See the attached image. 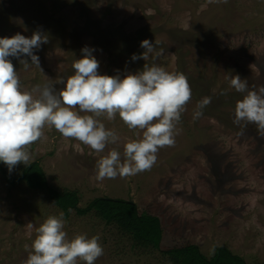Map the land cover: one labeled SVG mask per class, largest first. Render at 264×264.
I'll list each match as a JSON object with an SVG mask.
<instances>
[{
  "label": "rangeland",
  "instance_id": "obj_1",
  "mask_svg": "<svg viewBox=\"0 0 264 264\" xmlns=\"http://www.w3.org/2000/svg\"><path fill=\"white\" fill-rule=\"evenodd\" d=\"M38 30L48 38L34 53L42 72L9 58L21 91L67 79L74 74L73 61L82 58L81 49L89 47L95 49L100 75L123 78L144 64L157 65L183 73L192 93L175 145L160 149L150 170L130 177L95 178L100 158L115 149L123 159L124 145L140 138L118 115L111 121L98 118L118 137L102 153L46 127L28 151L48 185L76 192L79 208L98 197L132 201L140 212L159 218L161 250L194 244L210 257L213 247H226L246 264H264V134L253 124L242 129L233 123L235 104L244 94L228 79L239 75L249 90L264 87V0H0V38L31 37ZM144 40L154 50L147 60L132 61L133 54L145 51ZM204 97L211 103L194 121ZM0 165L12 175L25 166L9 171ZM60 212L46 191L9 187L0 175V264H24L35 228ZM64 220L69 239L100 238L104 254L95 264H168L157 250L132 247L94 212L72 211Z\"/></svg>",
  "mask_w": 264,
  "mask_h": 264
},
{
  "label": "clouds",
  "instance_id": "obj_2",
  "mask_svg": "<svg viewBox=\"0 0 264 264\" xmlns=\"http://www.w3.org/2000/svg\"><path fill=\"white\" fill-rule=\"evenodd\" d=\"M46 43L47 36L39 30L31 37L17 33L11 38H0V162L9 171L18 164L30 165L28 148L44 136L46 127L102 153L118 137L106 129L99 117L111 121L118 115L129 130H137L140 138L124 145L123 159L115 149L100 158L96 164L97 181L148 171L156 163L160 149L175 145V137L182 131L178 128L181 115L192 96L183 73L144 64L143 70L124 73L123 78L119 73L100 75L99 61L92 55L95 49L84 47L82 58L72 63L73 75L67 79L59 77L55 82L49 79L42 87L36 85L31 91H21L19 76L9 58L18 60L24 69L35 66L42 72L39 56L34 53ZM140 46L145 51L133 54L132 61H145L154 50L149 40L142 41ZM228 79L232 89L244 94L235 104L233 123L242 129L253 124L264 134V87L249 90L248 81L239 75ZM54 85L62 87L57 89ZM210 103L211 97L197 103L194 121ZM65 223L64 213L60 212L36 227L31 245H25L29 254L24 264H95L104 254L100 238L80 234L69 239ZM28 227L33 225L29 223ZM213 252L214 247L209 254Z\"/></svg>",
  "mask_w": 264,
  "mask_h": 264
},
{
  "label": "trees",
  "instance_id": "obj_3",
  "mask_svg": "<svg viewBox=\"0 0 264 264\" xmlns=\"http://www.w3.org/2000/svg\"><path fill=\"white\" fill-rule=\"evenodd\" d=\"M0 175L9 187L25 184L31 190L46 191L49 200L64 213V218L69 217L72 211L79 216L94 212L105 225L114 226L119 233L128 237L132 241V247L157 250L167 259L168 264H246L244 258L226 247L215 248L210 257L201 253L194 244L161 250L163 232L158 217L140 212L132 201L109 197L94 198L86 207L79 208L78 194L74 191L58 192L52 189L36 161L24 166L16 175L0 165Z\"/></svg>",
  "mask_w": 264,
  "mask_h": 264
}]
</instances>
